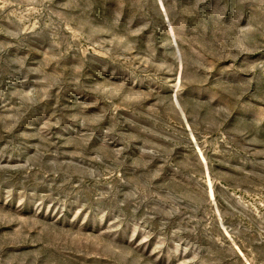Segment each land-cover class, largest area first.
I'll list each match as a JSON object with an SVG mask.
<instances>
[{"label":"rangeland","instance_id":"obj_1","mask_svg":"<svg viewBox=\"0 0 264 264\" xmlns=\"http://www.w3.org/2000/svg\"><path fill=\"white\" fill-rule=\"evenodd\" d=\"M0 264H264V0H0Z\"/></svg>","mask_w":264,"mask_h":264}]
</instances>
